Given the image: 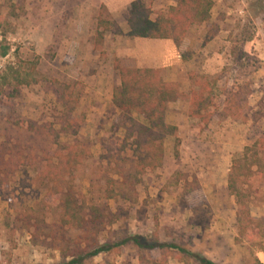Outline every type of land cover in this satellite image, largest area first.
<instances>
[{
  "label": "rangeland",
  "instance_id": "rangeland-1",
  "mask_svg": "<svg viewBox=\"0 0 264 264\" xmlns=\"http://www.w3.org/2000/svg\"><path fill=\"white\" fill-rule=\"evenodd\" d=\"M134 1L0 0V77L21 62V74L31 75L30 85L16 87L10 80L3 86L0 81V264L62 262L59 252L33 243L24 227L26 216L46 219L44 235L61 232V211L46 206L51 187L42 176L46 166L59 163L55 154H66L68 146L86 149L83 164L67 179L90 199L95 162L118 149L124 137L120 113L112 104L120 85L114 70L117 59L131 69H160L165 81L185 95L191 89L190 73L207 77L215 108L205 124L188 116L187 100L169 104L166 122L178 123L179 146L175 138L166 140L163 166L143 177L137 197L109 202L116 221L99 234L109 246L139 235L148 244L178 249L138 250L127 244L87 264H201L199 257L213 264H262L264 152L259 156L260 173L243 175L238 184L248 192L245 204L255 220L244 232L228 178L232 162L264 134V0H212L211 21L194 27L183 43L187 62L176 48L171 53L170 43L127 36ZM141 1L152 11V19L176 3ZM102 6L113 10L109 18L120 32L106 34L103 53L94 47ZM60 86H68L73 98L80 95L70 114L83 120L77 136L60 132L65 112L57 93Z\"/></svg>",
  "mask_w": 264,
  "mask_h": 264
},
{
  "label": "trees",
  "instance_id": "trees-1",
  "mask_svg": "<svg viewBox=\"0 0 264 264\" xmlns=\"http://www.w3.org/2000/svg\"><path fill=\"white\" fill-rule=\"evenodd\" d=\"M213 5L212 0H176L175 5L166 13L152 19V11L141 0L134 1L130 5L127 18V36L133 39L171 41L180 53L182 62H187L188 59L181 52L183 43L194 27L206 25L211 21ZM114 30L120 33L117 24L109 18L108 9L102 6L97 18L94 46L96 51L103 53L105 36ZM6 55L7 50L3 52L2 57ZM24 65L21 62L17 68H8V72L0 77L2 85L9 86L10 80L16 83V87L30 85L28 78L31 75L21 74ZM34 70L35 65H31L30 72ZM114 70L119 74L120 85L113 91L112 104L120 113L119 128L124 130V137L118 149L107 151L106 156L95 162L89 181L90 199L76 192L70 180L73 177L72 172L76 171L88 156L86 149L79 148L78 145L68 146L66 154H55L59 163L46 166L47 176H42V179L49 181L51 187L45 200L46 206H52L57 213L61 211V232L51 230L44 235L45 228L48 230L49 225L46 219L31 216L30 213L26 216L24 227L31 232L33 243L44 244L59 252L63 259L59 264H87L111 249L127 244H132L138 250L178 249L173 245L148 244L139 235L126 236L109 246L100 241L99 234L116 221V215L110 211L109 202L131 201L133 197H137L136 187L142 184L143 177L163 166L166 140L175 138L176 147L179 146L177 128L166 122L169 104L187 100L188 116L209 124L213 118L212 109L215 108L214 89L207 77H199L194 73L189 74L191 89L188 95H185L177 85L165 81L160 69H131L122 66L117 59ZM69 90L68 86H60L57 91L66 112L61 120L60 132L77 136L83 120L72 118L70 114L79 104L80 95L73 98ZM71 103H74V107H71ZM263 150L264 134L252 147L245 148L242 158L232 162L228 178V191L235 197L240 209L237 217L239 228L243 232L253 226L255 220L245 204L244 195L248 192L238 184H241L243 175L258 174L263 165L259 157ZM68 177L70 179H67ZM67 182L68 188H64ZM64 228L68 229L66 233ZM71 229L76 230V233L70 238L67 234ZM198 259L201 264H213L206 259Z\"/></svg>",
  "mask_w": 264,
  "mask_h": 264
},
{
  "label": "crops",
  "instance_id": "crops-1",
  "mask_svg": "<svg viewBox=\"0 0 264 264\" xmlns=\"http://www.w3.org/2000/svg\"><path fill=\"white\" fill-rule=\"evenodd\" d=\"M101 1L104 2V0H101ZM109 12H110V13H113V10L109 8ZM135 40H144V39H135ZM144 41H145V40H144ZM146 41H148V40H146ZM151 41H152V40H151ZM153 41H158V40H153ZM159 42L170 43V44H169V48H170L171 53H172L173 47L175 48V46L173 45V43H172L171 41H159ZM176 50H177V49H176ZM165 60H166V58H164V57L162 56L161 61H165ZM169 109H170V107H169ZM167 123H168V122H167ZM173 125L176 126V127L178 128V123L172 124V126H173ZM179 137H180V131H179L178 139H179ZM260 255H261V257H262V258H260V260H261L262 263H264V261H263V260H264V254L261 253ZM169 261H170V260H169ZM170 262H171V261H170ZM170 262H169V263H170ZM209 262H211V261H209ZM212 263H213V262H212ZM171 264H178V263H174V262L172 263V262H171Z\"/></svg>",
  "mask_w": 264,
  "mask_h": 264
},
{
  "label": "built area",
  "instance_id": "built-area-1",
  "mask_svg": "<svg viewBox=\"0 0 264 264\" xmlns=\"http://www.w3.org/2000/svg\"><path fill=\"white\" fill-rule=\"evenodd\" d=\"M262 264H264V263H262Z\"/></svg>",
  "mask_w": 264,
  "mask_h": 264
}]
</instances>
